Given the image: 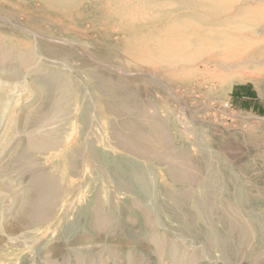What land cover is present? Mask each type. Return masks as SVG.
<instances>
[{"label": "rangeland", "instance_id": "obj_1", "mask_svg": "<svg viewBox=\"0 0 264 264\" xmlns=\"http://www.w3.org/2000/svg\"><path fill=\"white\" fill-rule=\"evenodd\" d=\"M0 264H264V0H0Z\"/></svg>", "mask_w": 264, "mask_h": 264}, {"label": "bare ground", "instance_id": "obj_2", "mask_svg": "<svg viewBox=\"0 0 264 264\" xmlns=\"http://www.w3.org/2000/svg\"><path fill=\"white\" fill-rule=\"evenodd\" d=\"M59 1V0H58ZM63 2V1H62ZM234 8V7H233ZM237 8V7H236ZM149 14H152V13H149ZM234 15V14H233ZM227 16V15H226ZM225 16V17H226ZM152 16H149L148 17V19H150ZM145 18H146V16H145ZM146 20V19H145ZM226 64V63H225ZM230 65H231V63H230ZM231 69V68H230ZM154 76V75H153ZM209 76V75H208ZM166 131V130H165ZM167 134V133H166ZM98 159V158H97ZM110 167V166H109ZM134 168V167H133ZM135 171V169H130L129 168V166L128 167H126V168H123V169H121V172L122 173H124V174H127V175H131V174H133L134 175V173H136V172H134ZM115 172V171H114ZM136 175H139V174H137L136 173ZM141 175V174H140ZM135 176V175H134ZM143 176V174L141 175V177ZM137 177V176H136ZM140 177V176H139ZM146 177V176H145ZM144 177V178H145ZM134 179H137V178H135V177H133ZM144 178L142 179V178H140V188H145L146 187V182H145V180H146V178H145V180H144ZM190 178V177H189ZM187 179H188V177H187ZM139 181V180H138ZM147 183H148V181H147ZM149 184V183H148ZM143 190V189H142ZM145 190V189H144ZM148 192V191H147Z\"/></svg>", "mask_w": 264, "mask_h": 264}]
</instances>
